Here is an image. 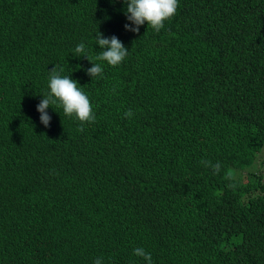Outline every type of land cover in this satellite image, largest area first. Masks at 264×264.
Segmentation results:
<instances>
[{"label": "trees", "instance_id": "1", "mask_svg": "<svg viewBox=\"0 0 264 264\" xmlns=\"http://www.w3.org/2000/svg\"><path fill=\"white\" fill-rule=\"evenodd\" d=\"M178 5L132 32L124 0H0V264H264V0ZM98 31L128 54L92 78ZM55 65L83 131L40 121Z\"/></svg>", "mask_w": 264, "mask_h": 264}, {"label": "clouds", "instance_id": "2", "mask_svg": "<svg viewBox=\"0 0 264 264\" xmlns=\"http://www.w3.org/2000/svg\"><path fill=\"white\" fill-rule=\"evenodd\" d=\"M127 5L126 17L134 27L125 24L126 30L139 32V28L145 22L154 31H160L164 27V21L170 19L177 11L178 0H124ZM95 44H98L101 51L94 57L96 62L87 54L85 44L79 43L74 49V55L85 57L91 63L92 67L87 69V75L92 78L102 77L103 65L101 62H107L110 66L119 65L127 56L128 50L123 43L115 36L110 38L103 37L99 31L96 33ZM107 49V50H104ZM63 67H55L49 71L48 88L50 91L43 95L42 100L37 105V111L40 113V121L45 126L50 125L51 116L46 111L51 105H58L63 108L64 115L72 117L73 115L81 122L80 131L84 130L85 122H95L96 116L92 110V105L88 96L78 86V82L70 76H62ZM131 118V110L124 114ZM206 166L213 168L214 174L219 173L220 164L217 162L212 165L210 161H202ZM229 175V179H231ZM134 255L143 257L144 260L151 264V255L143 248L134 249ZM94 264H102V259L97 258Z\"/></svg>", "mask_w": 264, "mask_h": 264}]
</instances>
